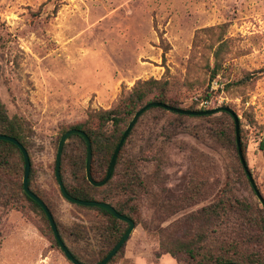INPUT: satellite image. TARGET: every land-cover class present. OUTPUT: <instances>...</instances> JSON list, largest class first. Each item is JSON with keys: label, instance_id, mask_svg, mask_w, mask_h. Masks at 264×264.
Returning <instances> with one entry per match:
<instances>
[{"label": "rangeland", "instance_id": "1", "mask_svg": "<svg viewBox=\"0 0 264 264\" xmlns=\"http://www.w3.org/2000/svg\"><path fill=\"white\" fill-rule=\"evenodd\" d=\"M220 44V68L208 86ZM166 69L182 107L225 105L236 113L245 160L264 198V0H0V102L32 126L31 187L61 227L88 235L67 238L83 263L94 261L97 240L80 226L99 218L59 195L53 165L60 130L113 106L137 80L164 77ZM247 73L249 82L233 84ZM213 126L205 118L143 115L129 151L143 181L130 203L135 226L111 264H194L160 248V240L181 237L188 216L217 200L227 183L235 197L258 200L233 147L208 134ZM18 181L6 182L9 190ZM5 191L0 264H72L41 211L23 197L6 203ZM236 218L232 213L221 231L229 232Z\"/></svg>", "mask_w": 264, "mask_h": 264}, {"label": "trees", "instance_id": "2", "mask_svg": "<svg viewBox=\"0 0 264 264\" xmlns=\"http://www.w3.org/2000/svg\"><path fill=\"white\" fill-rule=\"evenodd\" d=\"M220 49L221 44L215 51L213 66L209 69L208 86L217 76L220 68L218 61ZM168 73V69H166L164 77L160 79L150 77L137 80L131 89L126 94H122L113 106L107 109L89 111L83 121L60 130L58 140L64 132L71 128L82 130L87 134L91 142V174L93 179L100 180L105 176L116 145L133 114L142 105L148 102H159L193 111L211 109L197 108L195 104L182 107V98L171 94L172 83L167 75ZM251 76L252 74L247 73L233 81V84L243 85L252 79ZM208 98V95L200 97L205 102H207ZM149 110L157 111L160 114L170 113L178 118L197 117L211 119L214 126L209 128L208 134L213 139H222L214 141L221 142L230 148L233 147L240 174L250 184L240 163L234 119L229 112L218 111L212 114L186 115L162 107L152 106L140 114L128 132L116 156L111 176L101 186L91 185L86 179L85 160L87 147L84 138L76 133L70 134L66 138L61 152L60 178L69 195L82 200L107 202L119 213L130 217L134 221L133 216L130 214H136L137 211L136 207L130 203L137 199L139 191L143 187V181L138 169V162L129 153L130 139L139 121ZM238 124L240 137L242 131L240 120H238ZM0 133L16 138L26 148L30 159L29 188L46 204L62 241L74 257L78 259L75 252L67 245V238L72 236H78L79 238L89 237L87 234V236L83 235L80 230L76 229L77 227L74 230L61 227L47 199L31 187L33 165L29 147L31 146L32 126L22 116L16 114L10 116L2 102H0ZM240 145L245 159V146L241 140ZM23 171L24 158L18 146L10 141L0 140V192L7 189L4 194L7 197L6 203H9L8 198L11 195L19 198L23 197L32 203L41 211L49 232L59 247L44 211L23 190L20 179L23 176ZM53 176L59 195L66 200L60 192L55 178V163L53 165ZM13 178L19 179V181L18 183H13V186L11 185L12 190H9L6 182L11 184ZM251 189L256 196L252 186ZM1 197L2 195L0 194V199ZM67 202L81 209L93 210L98 213V221L91 223L89 227L84 224L80 226L83 228L82 230H91L96 233L94 239L97 240V249L91 255L94 261L89 263L95 264L118 242L126 231L128 224L117 219L102 207L84 206L70 201ZM232 213H236L237 218L231 222V230L222 232L223 224L230 221ZM186 221H188L187 225L189 226L188 229L186 228L187 230L185 229L183 235L179 238L170 236L169 240H160V248L180 260H188L194 264H264V206L257 199H255V202H251L247 199L235 197L232 194V188L231 186L229 187V183H227V188L221 191L217 200L204 206L197 213L188 216ZM120 248L107 264L113 262Z\"/></svg>", "mask_w": 264, "mask_h": 264}, {"label": "water", "instance_id": "3", "mask_svg": "<svg viewBox=\"0 0 264 264\" xmlns=\"http://www.w3.org/2000/svg\"><path fill=\"white\" fill-rule=\"evenodd\" d=\"M152 106H158V107H162L165 108L167 110L170 111H174L176 113H180V114H186V115H199V114H212L218 111H227L231 114V116L234 119V124H235V134H236V144H237V151H238V156L240 159V163L244 169V172L258 198V200L263 204L264 206V198L262 197V195L260 194L253 178L252 175L248 169V166L246 164V161L244 159V156L242 154V150H241V145H240V137H239V133H238V128H239V124H238V117L236 115V113L228 106L222 105V106H217L215 108H211L209 110L206 111H193V110H188L185 108H178V107H174V106H170L168 104L165 103H159V102H148L144 105H142L140 108H138V110H136V112L133 114L132 118L130 119V121L128 122L118 144L116 145L112 156H111V160L109 162V166L107 169V172L105 174V176L100 179V180H95L92 177L91 174V142L90 139L88 138L87 134L79 129L76 128H71L69 130H67L66 132H64L59 140H58V144H57V149H56V157H55V178L57 180V184L59 187L60 192L62 193V195L64 196V198L67 201L70 202H74L76 204H80V205H84V206H98V207H102L106 210H108L114 217H116L119 220H122L124 222H126L128 224V227L126 229V231L124 232V234L122 235V237L118 240V242L111 248V250L97 263L95 264H107L109 262V260L114 256V254L117 252V250L124 244V242L127 240V238L129 237L130 233L132 232L135 223L134 221L126 216L123 215L121 213H119L114 207H112L110 204H108L107 202H103L101 200H82V199H78L75 197H72L71 195H69L62 183V180L60 178V159H61V152H62V148H63V144L66 140V138L73 133L79 134L81 135L85 142H86V147H87V152H86V160H85V176L87 181L94 186H101L103 185L111 176L113 167H114V163H115V159L116 156L122 146L123 141L125 140L128 132L130 131V129L132 128V126L135 124L136 120L138 119V117L140 116V114L142 112H144L146 109L152 107ZM0 140H7L10 141L14 144H16L18 146V148L20 149L23 158H24V171H23V176H22V187L24 192L32 199L34 200L44 211L50 227L52 229V232L56 238V241L59 245V248L61 249V251L63 252V254L65 255V257L72 263V264H86L83 263L81 261H79L77 258L74 257V255L70 252V250L67 248V246L65 245V243L62 241L58 229L56 227L55 221L52 217V214L50 212V210L48 209V207L46 206V204L34 193L30 190L29 185H28V177H29V172H30V159H29V155L28 152L26 150V148L14 137L6 135V134H2L0 133Z\"/></svg>", "mask_w": 264, "mask_h": 264}]
</instances>
